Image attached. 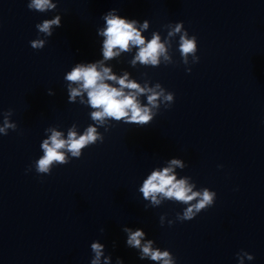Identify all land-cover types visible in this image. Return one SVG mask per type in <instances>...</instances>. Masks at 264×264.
<instances>
[{"label":"clouds","instance_id":"obj_1","mask_svg":"<svg viewBox=\"0 0 264 264\" xmlns=\"http://www.w3.org/2000/svg\"><path fill=\"white\" fill-rule=\"evenodd\" d=\"M27 7L32 10L36 9L44 11L46 8H54L55 5L50 3V0H32V3L28 4ZM107 27L103 30L102 35L106 37L103 42V57L105 60L118 55L114 52V49L120 51H128L130 46L139 47V51L135 57V61H139L142 64L151 63L156 65L158 63V56L165 51L164 45L159 42V36L153 35V38L145 44V39L142 37L140 31L137 30L134 25L135 20L128 21L125 18L116 16L109 12L104 16ZM147 21L144 22V27H147ZM52 25L60 27L59 17L54 20H45L42 24H37L36 27L40 32H43L49 36L52 35L50 29ZM182 24H177L174 32L179 33L181 31ZM172 33H170L171 35ZM32 48L42 49L44 42L41 40H35L31 43ZM180 51L182 56L185 58L189 54H194L196 51V37L193 36L191 39L187 38V34L181 35L180 37ZM134 61V63H135ZM109 68H102L98 70L96 63H90L87 66L83 64H77L66 76L65 79L71 82H76L79 87L72 89L71 96L75 97L80 94V90H86L88 95V102L92 108L99 109L98 111L92 112L91 116L93 120L103 121V118L110 117L115 120H121L127 118L128 123L136 124H147L151 119L149 115V109L147 107H141L138 103L134 93L129 92L125 94L124 88L135 90L136 92H144L145 89L127 79V73L124 77L119 78L114 75H110ZM105 80L116 81L120 88L112 87ZM167 100H172V95L169 94L166 97ZM157 100V94L149 95V104L155 105ZM129 112L131 115L129 116ZM5 127H14L5 122ZM4 129L0 128V132ZM61 133L53 131L50 137V143L45 140L41 147L44 150V156L37 162V171L47 173L49 172V166L54 162L60 164L67 163L65 160L64 152L62 149L67 148L73 156L79 157L81 149L89 143H94L97 140L96 129L89 126L83 136L76 137L74 131H69L68 140L61 139ZM172 165H181V161L173 159ZM145 199L151 196L153 203H159L156 200L155 194H163L164 197L174 199L176 201L183 202L189 205L183 213L181 218L184 221H190L194 219L195 213L200 210H206V206L211 207L213 205V198L216 193L213 191L211 194L207 188L203 190V193L193 192L191 186H189L186 180H176L174 174H172L171 168H164L162 171H154L143 183V187L140 189ZM197 197H200L199 201L195 205H191L189 202L193 201ZM195 209V212H194ZM103 231V230H101ZM129 232L127 239V245L140 248L141 239L144 237L142 230H136L131 232L130 229H125ZM152 241L149 240L141 249V259L150 257L154 261H163V264H173V260L170 256L169 251L160 252L159 249H153L151 247ZM103 245L99 243H92L91 249L95 253V259L91 261V264H99V258L102 254ZM239 255V254H237ZM249 260L254 257L245 252ZM119 264H123L120 261ZM241 264H243L241 260Z\"/></svg>","mask_w":264,"mask_h":264}]
</instances>
